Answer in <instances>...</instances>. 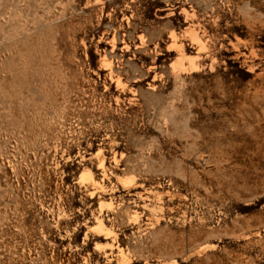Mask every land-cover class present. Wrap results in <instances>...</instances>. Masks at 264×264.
I'll return each instance as SVG.
<instances>
[{
  "label": "rangeland",
  "instance_id": "1",
  "mask_svg": "<svg viewBox=\"0 0 264 264\" xmlns=\"http://www.w3.org/2000/svg\"><path fill=\"white\" fill-rule=\"evenodd\" d=\"M0 264H264V0H0Z\"/></svg>",
  "mask_w": 264,
  "mask_h": 264
},
{
  "label": "bare ground",
  "instance_id": "2",
  "mask_svg": "<svg viewBox=\"0 0 264 264\" xmlns=\"http://www.w3.org/2000/svg\"><path fill=\"white\" fill-rule=\"evenodd\" d=\"M89 180H90L92 185L97 187L98 183H97V181L94 179V177L91 174L89 175ZM96 228H98L100 231L106 232V234H109V232H110L109 229H107L105 227V225L103 224V222L101 220H99V219L97 220Z\"/></svg>",
  "mask_w": 264,
  "mask_h": 264
}]
</instances>
